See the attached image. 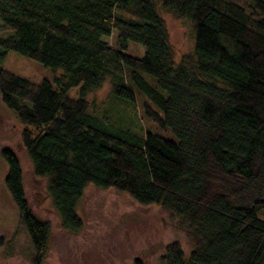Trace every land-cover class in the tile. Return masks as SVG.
I'll return each mask as SVG.
<instances>
[{"label": "trees", "instance_id": "16d2710c", "mask_svg": "<svg viewBox=\"0 0 264 264\" xmlns=\"http://www.w3.org/2000/svg\"><path fill=\"white\" fill-rule=\"evenodd\" d=\"M156 3L192 25L194 50L177 61ZM0 19L15 31L0 63L16 51L59 72L31 82L0 67V99L65 230L81 232L92 184L159 205L189 237L188 256L171 241L158 264H264V0H0ZM106 80L124 104L117 120L89 103ZM2 154L42 264L50 223L30 206L17 153Z\"/></svg>", "mask_w": 264, "mask_h": 264}, {"label": "rangeland", "instance_id": "374dc122", "mask_svg": "<svg viewBox=\"0 0 264 264\" xmlns=\"http://www.w3.org/2000/svg\"><path fill=\"white\" fill-rule=\"evenodd\" d=\"M159 15L168 27L173 57L179 60L182 54L193 52V28L190 23L172 14L156 3ZM0 19V38L15 35V31L4 27ZM116 32L107 40L112 43ZM130 52L143 55L144 48L137 42H130ZM0 67L39 82L44 77L52 79L59 72L24 54L10 51ZM108 80L88 94L92 110L117 118L125 114L124 104L110 92ZM78 87L71 89L69 98L77 97ZM104 111V112H103ZM138 112V109H137ZM130 116H128V120ZM127 120V121H128ZM22 125L15 115L5 108L0 99V264H32V249L27 233L19 222L18 208L5 186L7 162L2 150H14L21 162L25 191L34 213L47 220L51 226L49 249L42 264H134L139 256L145 264H158L159 255L165 245L178 241L185 256L192 245L183 232L173 230L169 216L159 205H139L126 193L114 188L102 189L89 184L80 197L77 209L84 219L81 232L65 230L53 201L46 192L44 178L32 173L21 139ZM164 134L171 137L172 134Z\"/></svg>", "mask_w": 264, "mask_h": 264}]
</instances>
